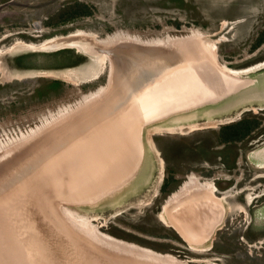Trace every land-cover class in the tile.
I'll return each mask as SVG.
<instances>
[{
    "label": "rangeland",
    "instance_id": "1",
    "mask_svg": "<svg viewBox=\"0 0 264 264\" xmlns=\"http://www.w3.org/2000/svg\"><path fill=\"white\" fill-rule=\"evenodd\" d=\"M183 2L184 8L173 0H0V40L10 35L0 42V49L10 47L17 39L37 42L38 35L47 38L83 30L95 34L100 41L123 42L131 46L204 38L216 45L217 65L220 63L232 69L264 59V40L257 42L264 32V0ZM67 6L70 12H78L84 6L90 13L56 21L57 11ZM51 18L54 22H50ZM112 51L108 50V53L115 56ZM83 53L68 48L44 53L22 50L0 54V69L3 70L0 73V153L7 151L15 158L9 162V158L5 159L0 173L8 174V168L18 165L11 173H14L12 177L16 176L13 182L11 179V183H17L13 185L16 193L23 186L22 189L29 186L35 170L55 161L54 157H50L52 161L48 160L51 164L36 158L25 162L24 158L33 156L38 149L57 138L60 131L69 126L68 120L80 111L89 110L88 107L109 86L110 63L94 81L47 75L71 68L79 75L89 60ZM95 54L91 51V55ZM5 72L7 75L2 77ZM241 77L251 81L219 101L214 99L206 105L176 110L146 123L141 136L142 161L135 174L117 190L100 193L92 202L91 199L77 205L62 200L57 202L45 191L43 196L38 195V208L48 199L47 205L52 209L49 214L58 221L59 207L67 204L103 236L156 257H174L183 264H264V196L245 206L244 194H234L242 187L250 188L246 193L252 195L264 193V178L258 177L260 174L264 176V168H259L264 163L252 155L264 147V68ZM242 110L247 111L235 116ZM231 117L238 120L218 124ZM230 125H236L232 129H242L240 141L223 142L221 139V131ZM157 127L174 131L157 133ZM37 134L34 144L26 147L25 140ZM149 139L157 151L148 145ZM256 139L263 142L253 144ZM18 146V149L28 150L21 158L17 156L18 149L15 150ZM7 154L4 153L3 157ZM63 154L64 151L57 153L61 157ZM34 162L40 167L35 168ZM193 177L197 184L213 183L218 194L238 182L236 189L228 193L233 197L224 201L222 221L215 224L202 241L194 243L202 251H192L189 241L174 227H167L158 220V214L172 199L170 208H175L174 196L179 199L184 185ZM161 187L164 188L161 190ZM10 189L3 191L2 195L8 194ZM15 192L11 196L18 197L20 192ZM210 195L215 197L214 192ZM23 200L25 203L30 200V206L34 207L31 197ZM54 200L58 204H54ZM16 207L14 211L8 210L10 208L2 210L4 217L16 221L15 217H20L18 210H21L18 205ZM31 207L28 220L33 223L38 219L35 214L40 209ZM1 219L4 220L2 216Z\"/></svg>",
    "mask_w": 264,
    "mask_h": 264
},
{
    "label": "bare ground",
    "instance_id": "2",
    "mask_svg": "<svg viewBox=\"0 0 264 264\" xmlns=\"http://www.w3.org/2000/svg\"><path fill=\"white\" fill-rule=\"evenodd\" d=\"M7 37H3L0 42ZM38 38L42 37L38 35ZM96 38L95 34L77 30L66 35L38 39L37 42L17 39L10 47L0 49V54L22 50L44 53L68 48L84 52L83 56L89 60L87 59L88 63L79 75L77 71H72V68L47 74L70 80L72 77H79L83 82L94 81L102 75L107 64L110 63L111 67L109 86L105 93L88 107L89 110L78 112L68 120L69 126L60 131L57 138L46 146L42 145L33 156L24 158L25 162L34 158L48 162L52 161L50 157H54L52 165L46 164L39 168V164L35 165L34 162V167L39 170L33 172V178H30L27 188L22 189L23 186L21 191L17 190V193L20 192L18 197L11 196L16 190L13 185L17 184L11 183V179L13 182L16 178L15 175L12 177L14 173H11L18 165L10 168L11 170L8 168V174L0 173V264H183L174 257H156L103 236L95 226H91L88 220L67 204L59 207L56 221L49 214L52 209L47 205L48 199L38 208V195L43 196L42 193L46 191L57 202L62 200L77 205L91 199L92 202L100 193L103 195V192L120 187L135 174L142 161L144 147L141 136L142 127L146 123L163 118L176 110L191 109L210 103L209 101L214 99L219 101L251 81L247 77L242 80L241 76L264 68V59L239 69L228 68L220 63L217 65L216 45L204 38L140 46L123 42L109 43ZM180 45L182 47H179ZM108 50H113L115 56H111ZM91 51L96 54L91 55ZM1 72L3 70L0 69ZM6 75L7 72L3 73L2 77ZM239 77L241 79L237 81ZM245 111L247 110H242L235 116L239 117ZM235 120L238 119L231 117L217 123L224 125ZM155 130L157 133L174 131L160 127ZM38 136L39 134L25 140L24 145L30 148ZM148 145L155 149L150 139ZM18 148L19 146L15 150ZM15 150L12 152L15 153ZM27 151L20 148L17 156L21 158ZM63 151L64 157L57 155ZM4 153H8L7 156L3 157ZM12 155L7 151L0 153V166L5 159L9 158L7 162L12 160ZM252 155L264 163V147ZM259 166L264 168V165ZM11 187L13 189H10ZM184 187L178 195L179 199L174 194L175 208H170L172 199L164 207V211L158 214V220L167 227H174L189 241L192 251H202L201 248H196L194 243L202 241L221 220L224 201L232 197L228 194L232 189L223 193V197L217 200L210 197L211 192L216 193L213 183L197 184V179L194 180L193 177ZM8 189L10 192L3 196L2 192ZM21 194L27 195L29 199L31 197V205L40 209V213L35 212L38 219L33 223L28 220L32 210L30 200L25 203L23 198L28 197ZM258 197L247 193L246 205ZM56 200L54 204H58ZM189 200L191 202H187ZM16 203L18 209L21 208L18 210L20 220L17 217L16 221L8 220L2 210L10 208L8 210L12 211L14 207L17 208ZM184 203L187 205L184 206ZM243 211L245 212L244 208L241 209V212ZM48 219L51 220L50 223L46 222ZM54 238L57 241L54 242Z\"/></svg>",
    "mask_w": 264,
    "mask_h": 264
},
{
    "label": "trees",
    "instance_id": "3",
    "mask_svg": "<svg viewBox=\"0 0 264 264\" xmlns=\"http://www.w3.org/2000/svg\"><path fill=\"white\" fill-rule=\"evenodd\" d=\"M173 1H176L179 2L177 3L178 6H181V7H185V4L183 2V0H173ZM69 7H65L64 9H61L60 11H57V15L55 16V20L58 21L59 19L62 21H65V20H68V19H72L76 16H88L89 15V11L87 10V8H85L84 6L81 7L80 11H76V12H70V9H68ZM59 12V13H58ZM54 19L51 18L50 19V22H54ZM264 40V32L262 33V36L258 39V43H260L261 41ZM233 126H236V125H233ZM232 125L230 126H227L225 127L222 131H221V139L223 140V142H226L228 140H238V139H241L243 135H241L242 133V129L241 128H238L237 130L236 129H232L233 127ZM242 128H246V127H242ZM228 129V130H226ZM164 187H161V190L163 189Z\"/></svg>",
    "mask_w": 264,
    "mask_h": 264
},
{
    "label": "flooded vegetation",
    "instance_id": "4",
    "mask_svg": "<svg viewBox=\"0 0 264 264\" xmlns=\"http://www.w3.org/2000/svg\"><path fill=\"white\" fill-rule=\"evenodd\" d=\"M18 65H21V64H18ZM18 67H22V66H18ZM240 123H242V122H240ZM240 123H238V124H240ZM237 124V125H238ZM255 129V128H254ZM252 133V132H251ZM261 136V135H260ZM260 136H258L259 138V140H260ZM258 139H256L255 141H253L254 143L253 144H255V143H262L263 141H261V142H259V140ZM241 139H239L238 141H240ZM253 144H251V143H249V145L251 146V145H253ZM261 169V168H260ZM259 178L261 177V178H263L262 176H258ZM255 179V178H254ZM238 183V182H237ZM237 183L235 184V186H232L231 187V189L233 190V189H236V185H237ZM216 189V188H215ZM240 189V188H239ZM239 189H236V191L234 192V194H244V196H243V198H244V204H245V206H248V205H246V202H245V197H246V192H248V191H250L249 189H247V188H245V187H242L240 190ZM228 190H230V189H228ZM228 190H226V191H228ZM231 190V191H232ZM216 193L218 194V190L216 189ZM215 193V199H217V200H220V197L222 198L223 197V193H225V192H222V193H220V194H218V195H220V196H217V194ZM251 194V193H250ZM229 195H231V194H229ZM255 195H258L259 197L258 198H260V197H262V196H264V193H261V194H255ZM254 195V196H255ZM232 196V195H231ZM233 197V196H232ZM257 199V198H256ZM190 202H191V200H190ZM193 203V202H192ZM224 206V205H223ZM241 209H243V207L241 208ZM222 217H223V215H222Z\"/></svg>",
    "mask_w": 264,
    "mask_h": 264
},
{
    "label": "water",
    "instance_id": "5",
    "mask_svg": "<svg viewBox=\"0 0 264 264\" xmlns=\"http://www.w3.org/2000/svg\"><path fill=\"white\" fill-rule=\"evenodd\" d=\"M84 57H85V56H84ZM253 84H254V83H253ZM205 104H206V103H205ZM200 105H201V104H200ZM58 223L61 224L60 221H59ZM61 225H62V224H61ZM64 231H65V230H64ZM66 232H67V231H66ZM67 233H68V232H67ZM68 236H69V235H68ZM77 238H78V237H77ZM74 239L76 240V238H74ZM55 241H57V240L54 238V242H55ZM60 245H61V243H60Z\"/></svg>",
    "mask_w": 264,
    "mask_h": 264
}]
</instances>
